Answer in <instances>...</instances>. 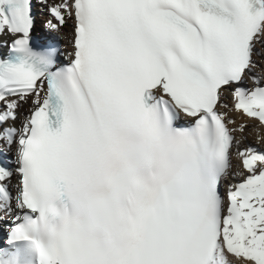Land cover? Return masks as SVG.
Returning <instances> with one entry per match:
<instances>
[{"label": "snow or ice", "instance_id": "6c2138e0", "mask_svg": "<svg viewBox=\"0 0 264 264\" xmlns=\"http://www.w3.org/2000/svg\"><path fill=\"white\" fill-rule=\"evenodd\" d=\"M0 264H264V0H0Z\"/></svg>", "mask_w": 264, "mask_h": 264}, {"label": "bare ground", "instance_id": "6f19581e", "mask_svg": "<svg viewBox=\"0 0 264 264\" xmlns=\"http://www.w3.org/2000/svg\"><path fill=\"white\" fill-rule=\"evenodd\" d=\"M240 119V118H238ZM249 142H254V134H250L249 135ZM224 191V189L222 188V192Z\"/></svg>", "mask_w": 264, "mask_h": 264}]
</instances>
